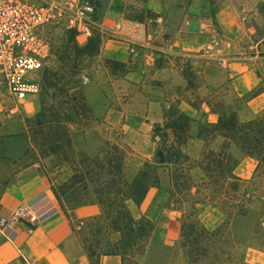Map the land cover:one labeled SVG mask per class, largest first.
<instances>
[{
	"label": "rangeland",
	"instance_id": "obj_1",
	"mask_svg": "<svg viewBox=\"0 0 264 264\" xmlns=\"http://www.w3.org/2000/svg\"><path fill=\"white\" fill-rule=\"evenodd\" d=\"M88 1L94 7L95 17L105 26L125 19L147 20L151 25L158 15L164 20L168 17L169 25L173 26L165 28L154 22L151 45L143 48L133 45L132 52L124 41L107 33L97 31L86 41L72 31L48 28L45 36L53 58L38 75L39 92L23 106L9 112L12 103L0 83V194L19 172L38 167L67 218L79 227L84 218H78L75 209L82 206L67 204L70 198L67 178L72 172L86 167L87 163H82L80 158L88 148H94L97 135L124 149L125 173L128 174L133 163H139L155 151L156 146L150 139L151 130L154 123L165 121L169 109H179L199 121L216 122L217 116L206 106H200V99L215 90L234 105L239 118H249L259 111V105L248 102V96L259 87L257 83L264 76V0H167L174 6H167L165 0ZM154 9H159L161 14ZM184 33H195L198 37L199 43L194 41L198 46L192 52L174 46ZM69 40L80 48L88 45L96 49L93 55H83L76 60L71 88L67 91L68 97H83L89 105L92 114L86 124L92 130L87 134L88 143H83L75 129L85 125L70 116L75 120L68 125L69 130L76 133L71 138L72 147L66 149L55 142L42 145L33 135L31 125L35 114L41 107H46L48 131L52 137L59 133L56 126L63 117L56 102L61 97L55 98L53 89L46 87L43 73L55 71L66 61L65 47ZM233 64L245 68L243 75L229 70ZM205 72L211 78L208 83ZM234 73L237 75L228 79V75ZM198 106L200 110L194 111ZM216 142L217 147L220 139ZM202 148L194 140L182 147L191 159ZM232 152L240 159L242 174L253 168L251 160L241 157L237 150ZM163 175V183H166V175ZM166 190V185L162 189H150L142 202V210L132 208L133 213L147 215L154 222L168 214L175 215L179 226L181 215L194 209L198 210L200 221L202 213L205 219L213 221L219 212L194 196L187 197L184 204L178 198V202L168 205ZM171 207L180 210H168ZM75 231L79 251L83 252L81 246L86 241V232L80 228ZM173 240L165 241L172 244ZM85 261L88 264L86 258ZM249 264H264V252L249 251Z\"/></svg>",
	"mask_w": 264,
	"mask_h": 264
},
{
	"label": "trees",
	"instance_id": "obj_2",
	"mask_svg": "<svg viewBox=\"0 0 264 264\" xmlns=\"http://www.w3.org/2000/svg\"><path fill=\"white\" fill-rule=\"evenodd\" d=\"M95 49L88 45L80 48L69 40L66 61L53 72L44 71V84L53 89L55 98L61 97L56 106L63 118L56 126L59 133L52 137L46 118L48 108L41 107L35 114L31 129L42 145L55 142L70 149L76 132L68 125L75 119L85 125L75 129L77 136L88 143L87 134L92 128L86 123L92 111L83 97H68L67 91L75 62L83 55H93ZM260 80L249 99L264 92V76ZM203 105L217 116L216 122L199 121L179 109H169L165 121L152 127L150 139L155 151L133 163L128 174L124 149L100 135L94 148L83 153L80 159L86 167L67 178V204L98 207V213L85 217L79 227L87 235L81 249L88 264H99L104 256H117L121 264H249V251L264 252V107L241 119L234 105L215 90L200 99ZM199 110V106L194 108ZM217 139L220 142L216 147ZM193 140L203 148L191 159L182 147ZM233 150L253 159L254 169L248 179L234 174L240 159L234 157ZM165 185L168 205L178 202V198L184 204L187 197H198L201 203L214 206L223 220L208 230L199 220L198 210L183 213L178 235L168 244L154 234L151 218L132 211L138 209L150 189Z\"/></svg>",
	"mask_w": 264,
	"mask_h": 264
},
{
	"label": "crops",
	"instance_id": "obj_3",
	"mask_svg": "<svg viewBox=\"0 0 264 264\" xmlns=\"http://www.w3.org/2000/svg\"><path fill=\"white\" fill-rule=\"evenodd\" d=\"M170 5L174 6L167 1V6ZM154 12L161 14L159 9ZM163 20L158 15L150 25L147 20L138 22L125 19V25L130 23L137 24L138 28L134 36L141 44L126 42L124 44L128 46L127 48L131 52L134 51L135 45H139L142 48L151 45L150 38L154 22H159L157 26L160 25L165 28L173 26L172 24L169 25L168 17ZM181 28H178V30L180 31ZM127 33L130 34V31L127 30ZM196 40L198 42V37L195 33H184L174 46L180 50L192 52L198 46V44L194 43ZM240 68L234 65L229 70L243 75L245 68L242 65ZM236 73L229 74L228 79H231ZM204 74L207 83L211 81L209 74L206 72ZM248 102L258 104L259 110L262 109L264 107V92L251 98ZM245 158L253 162V168L246 170L245 174H242L243 168L239 164L235 168L234 174L241 179H248L254 169L253 159ZM142 202L138 207L140 210H142ZM23 204L30 206L36 211L39 215V221L34 225H29L24 221L18 222L11 230L6 232L11 241L0 233V264H75L77 261L81 264H86L85 256L79 251V243L75 231L76 228L79 229V224L73 225L67 218L50 192L45 176L38 167H30L19 172L3 188L0 194V217H8L13 209ZM75 212L78 218H85L97 214L98 207L96 205H85L75 209ZM221 221L222 215L219 212L215 215L213 221L205 219L202 213V225L208 230L214 229ZM178 227L175 215L168 214L166 217L158 218L155 221L154 234L165 240L176 239ZM99 264L121 263L117 256H104L100 259Z\"/></svg>",
	"mask_w": 264,
	"mask_h": 264
},
{
	"label": "built area",
	"instance_id": "obj_4",
	"mask_svg": "<svg viewBox=\"0 0 264 264\" xmlns=\"http://www.w3.org/2000/svg\"><path fill=\"white\" fill-rule=\"evenodd\" d=\"M52 27L72 31L86 41L98 31L141 44L134 36L136 23L114 21L105 26L88 0H0V83L12 103L9 112L39 92L38 75L53 58L45 36ZM21 221L34 225L39 215L30 206L19 205L8 217H0V233L11 241L6 232Z\"/></svg>",
	"mask_w": 264,
	"mask_h": 264
}]
</instances>
